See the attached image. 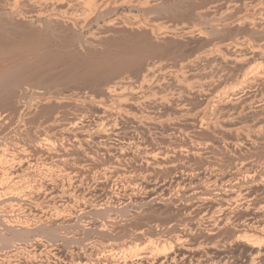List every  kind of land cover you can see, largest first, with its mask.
Returning a JSON list of instances; mask_svg holds the SVG:
<instances>
[{"label":"rangeland","instance_id":"obj_1","mask_svg":"<svg viewBox=\"0 0 264 264\" xmlns=\"http://www.w3.org/2000/svg\"><path fill=\"white\" fill-rule=\"evenodd\" d=\"M14 2L0 0V149L9 157L0 161V220L9 218L17 226L7 230L0 225V264H122L124 257L127 264H159L135 257L157 249L178 255L169 264H181L184 255L185 264H252L254 256L257 264H264V61L259 56L264 49V0H68L57 8L60 15L41 11L35 0ZM258 67L256 85L245 75L250 77ZM182 69L188 83L206 84V93L191 90L188 95L180 88L172 76L180 77ZM183 106L193 115L177 122L176 111ZM109 107L117 113H105ZM118 107H124L125 115ZM196 110L205 112L208 125L195 119ZM134 113L139 119L132 118ZM139 114L159 118L149 121ZM161 117L174 120L177 127L166 121L161 125ZM100 119L105 120L106 138L95 132ZM73 121L78 128L84 125L77 134L78 140L86 135L83 143L71 137L77 127L72 128ZM245 169L252 177L245 178ZM192 176L201 184L224 176V182L243 188V194L252 191L254 201H227L222 213L214 206L219 199L209 206L172 193L169 185L175 179L188 182ZM220 184L209 190L218 194L224 188L219 196L232 191ZM15 186L21 187L19 193ZM212 214L216 222L208 221ZM23 225L30 231L24 232ZM141 237L144 245L138 243ZM247 237L261 243L255 254Z\"/></svg>","mask_w":264,"mask_h":264},{"label":"bare ground","instance_id":"obj_2","mask_svg":"<svg viewBox=\"0 0 264 264\" xmlns=\"http://www.w3.org/2000/svg\"><path fill=\"white\" fill-rule=\"evenodd\" d=\"M14 1L17 3V2L20 1V0H14ZM23 1H24V0H23ZM28 1H30V0H28ZM32 1H33V0H32ZM92 1H93V0H92ZM96 1H97V0H95V2H96ZM152 1H155V0H152ZM158 1H160V0H158ZM162 1H163V0H162ZM12 2H13V1H12ZM15 2H14V3H15ZM26 2H27V1H26ZM67 2H68V0H52V1H51V0H35V5H36V3H37L38 6L40 7V9H42V8H46V10L49 9V10H51V11H55V12H56V11H57V8L60 9L61 6H63V5L65 6V4L67 5ZM90 2H91V0H90ZM16 3H15V4H16ZM21 3H22V2H21ZM92 3H93V2H92ZM96 3H97V2H96ZM101 3H102V2H101ZM156 3H158V2L153 3V5L155 4V6H156ZM17 4H18V3H17ZM22 4H23V3H22ZM25 4H26V3H25ZM25 4H24V5H25ZM72 4H73V3H72ZM93 4H94V3H93ZM146 4H147V3H146ZM11 5L14 6V4H11ZM91 5H92V4H91ZM150 5H151V4H150ZM150 5H149V6H150ZM163 5H164V4H163ZM29 7H30V6H29ZM36 7H37V6H36ZM104 7H105V6H104ZM157 7H159V6H157ZM70 8H71V7H70ZM40 9H39V10H40ZM64 9H65V8H64ZM153 9H154V8H153ZM157 9H159V8H157ZM33 10H34V9H33ZM44 10H45V9H44ZM44 10L42 9L41 11H44ZM155 10H156V9H155ZM47 11H48V10H47ZM58 11H59V10H58ZM102 11H103V10H102ZM60 12H61V11H60ZM63 12H64V11H63ZM3 13H4V12H3ZM45 13H46V12H45ZM61 13H62V12H61ZM61 13L56 12V14H59V15H60ZM64 13H65V12H64ZM66 13H67V11H66ZM66 13H65V14H66ZM56 14H55V15H56ZM43 15H44V14H43ZM71 16H72V15H71ZM204 16H205V15H204ZM6 17H7V16H6ZM63 17H67V15H65V16H63ZM69 17H70V16H69ZM53 18H54V17H53ZM70 18H71V17H70ZM14 19H15V18H14ZM57 19H58V18L56 17V20H55L56 22H57ZM58 20H59V19H58ZM68 20H69V19H68ZM135 20H136V19H135ZM222 20H223V19H222ZM8 21H9V20H8ZM51 21H53V23H55L54 20H51ZM10 22H11V21H10ZM16 22H17V21H16ZM49 22H50V21H49ZM133 22L136 23L137 21H133ZM260 22H261V21H260ZM57 23H60V22L58 21ZM57 23H56V24H57ZM63 23H64V22H63ZM63 23H62V25H63ZM70 23H71V22H70ZM134 23H133V24H134ZM253 23H254V22H253ZM253 23H252V24H253ZM12 24H13V23H12ZM47 24H48V23H47ZM67 24H68V23H67ZM137 24H138V23H136V25H137ZM248 24H249V23H248ZM10 25H11V23H10ZM10 25H9V26H10ZM15 25H16V24H15ZM49 25H50V24H49ZM52 25H53V24H52ZM249 25H250V24H249ZM253 25H255V24H253ZM58 26H59V25H58ZM124 26H125V25H124ZM263 26H264V25H263ZM16 27H17V26H16ZM59 27H60V26H59ZM72 27H73V26H72ZM132 27H134V26H132ZM132 27H131V28H132ZM139 27H140V26H139ZM251 27H253V26H251ZM251 27H250V28H251ZM254 27H255V26H254ZM256 27H257V26H256ZM258 27H259V26H258ZM50 28H51V26H50ZM56 28H57V27H56ZM68 28H69V26H68ZM136 28H137V27H136ZM142 28H143V27H142ZM259 28H260V27H259ZM133 29H134V28H133ZM137 29H138V28H137ZM9 30H10V29H9ZM185 31H186V30H185ZM188 31H189V30H188ZM190 31H191V30H190ZM190 31H189V32H190ZM62 32H63V31H62ZM136 32H137V31H136ZM57 35H58V34H57ZM199 36H200V35H199ZM53 38H54V37H53ZM104 38H105V37H104ZM93 40H94V39H93ZM95 41H96V40H95ZM98 41H99V40H98ZM159 41H161V40H159ZM102 42H103V41H102ZM158 43H159V42H158ZM238 43H239V42H238ZM245 44H246V43H245ZM243 45H244V43H243ZM243 45H242V46H243ZM249 45H250V44H249ZM242 46H241V47H242ZM230 48H231V47H230ZM239 48H240V47H239ZM217 49H218V48H217ZM234 49H235V48H234ZM249 49H251V48H249ZM259 49H260V47H259ZM261 49H262V48H261ZM261 49H260V52H261ZM221 50H222V48H221ZM221 50H220V51H221ZM224 50H225V49H224ZM242 50H243V49H242ZM242 50H241V51H242ZM252 50H254L253 47H252ZM252 50H251V52H252ZM215 51H216V49H215ZM215 51H214V52H215ZM243 51H244V50H243ZM216 52H217V53H220L219 51H216ZM223 52H224V51H223ZM253 52H255V51H253ZM212 53H213V52H212ZM217 53H216V54H217ZM221 53H222V51H221ZM222 54H223V53H222ZM222 54H221V57H224V56H222ZM224 54H225V53H224ZM257 54H258V53H257ZM238 55H240V54H238ZM211 56H212V55H211ZM218 56H219V55H217L216 57H218ZM241 56H242V55H241ZM259 56L261 57L260 59H263V61H264V49H262V52L259 54ZM34 57H35V56H34ZM202 57H203V56H202ZM205 57H206V56H205ZM233 57H234L233 60L238 61V59H235V56H233ZM28 58H29V57H28ZM32 58H33V57H32ZM39 58H40V57H39ZM39 58H38V59H39ZM198 58H199V57H198ZM218 58H219V57H218ZM241 58H243V57H241ZM258 58H259V57H258ZM34 59H35V58H34ZM219 59H220V58H219ZM223 59H224V58H223ZM223 59H222V60H223ZM227 59H228V58H227ZM227 59H224V61H226ZM10 60H13V59H10ZM189 60H190V59H189ZM197 60H198V59H197ZM197 60H196V61H197ZM199 60H200V59H199ZM213 60H214V59H213ZM239 60H241V59H239ZM244 60H245V58H244ZM248 60H249V59H248ZM31 61H32V60H31ZM31 61H30V62H31ZM35 61H36V60H35ZM206 61H207V57H206ZM208 61H209V60H208ZM220 61H221V60H220ZM224 61H223V62H224ZM250 61H251V60H250ZM263 61H262V62H263ZM2 62H3V61H2ZM24 62H25V61H24ZM33 62H34V61H33ZM193 62L195 63V60H194ZM193 62H192V67L194 66V63H193ZM198 62H199V61H198ZM217 62H218V61H217ZM226 62H227V61H226ZM241 62H242V61H241ZM5 63H6V62H5ZM21 63H22V62H21ZM199 63H200V62H199ZM210 63H211V62H210ZM235 63H236V62H235ZM239 63H240V62H239ZM3 64H4V63H3ZM13 64H15V63H13ZM24 64H25V63H24ZM34 64H35V63H34ZM190 64H191V63H190ZM205 64H206V63H205ZM10 65H11V63H10ZM25 65H26V64H25ZM188 65H189V64H188ZM218 65L220 66V64H218ZM222 65H223V64H222ZM227 65H228V64H227ZM8 66H9V65H8ZM14 66H15V65H14ZM186 66H187V64H186ZM190 66H191V65L188 66V69H190V70L193 69V68H189ZM11 67H12V66H11ZM23 67H24V66H23ZM222 67H223V66H222ZM9 68H10V66H9ZM18 68H19V66H18ZM20 68H22V67L20 66ZM24 68H25V67H24ZM148 68H149V67H148ZM184 68H185V66L183 67V69H184ZM0 69L2 70V68H0ZM149 69H150V68H149ZM149 69H148V71L150 72ZM183 69H182V71H183ZM194 69H195V67H194ZM253 69H254V68H253ZM253 69H252V70H253ZM258 69H259V71H258ZM190 70H189V71H190ZM252 70H251V71H252ZM255 70H256V68L254 69V71H253L252 73H249V75L251 74L250 77H249L247 74H246L247 76L245 75V77H247V79H251V78H252L253 81L255 80L254 82H256V85H257L258 82H257L256 80H259V81H260V79H259V77H260L259 74L261 75L260 67L257 68V71H255ZM180 71H181V70H180ZM149 72H148V73H149ZM152 72H153V71H152ZM187 72H188V71H187ZM190 72H191V71H190ZM212 72H213V71H212ZM215 72H216V71H215ZM249 72H250V71H249ZM262 72H264V69H263ZM153 73H154V72H153ZM180 73H181V72H180ZM182 73H183V74H182L180 77H179V75H178L179 73H178L177 75L174 74L175 76H172V79L176 81V84L179 85L180 88L182 87V89L186 90L187 92H188V91H191V90H193V91L196 90L198 93H199V92L201 93V91L204 90V89L207 90V89L205 88V87H207L206 84H204V83H202V82L200 83V81H199L198 79H197V80H198L199 82L197 81V83H195L196 80L193 81L195 84L188 83L189 80H188V78H186L188 74L184 75V73H186V71H185V72L183 71ZM188 73H189V72H188ZM193 73H194V71H193ZM195 73H196V72H195ZM205 74H206V73H205ZM207 74H209V73H207ZM215 74H216V73H215ZM262 74H263V73H262ZM142 75H144V74H142ZM192 75H193V74H192ZM200 75H201V74H200ZM202 75H203V76H202ZM202 75H201L202 77L205 76L204 73H203ZM263 75H264V74H263ZM148 76H149V74H148L147 77H146L147 79H148ZM185 76H186V77H185ZM193 76H194V75H193ZM198 76H199V75H198ZM201 76H200V77H201ZM206 76H207V75H206ZM209 76H210V75H209ZM181 77H182V79H181ZM202 77H201V78H202ZM245 77H244V79H245ZM165 78H166V77H165ZM191 78H193V77H191ZM194 78H195V77H194ZM194 78H193V79H194ZM197 78H198V77H197ZM207 78H208V77H207ZM261 78H264V76L261 77ZM186 79H187L188 81H186ZM193 79H192V80H193ZM205 79H206V77H205ZM205 79H202V80H205ZM192 80H191V81H192ZM263 80H264V79H263ZM147 81H148V80H147ZM243 81H244V80H243ZM245 81H246V80H245ZM245 81H244V82H245ZM250 81H251V80H250ZM120 82H121V81H120ZM144 82H145V81H144ZM151 82H152V81H151ZM189 82H190V81H189ZM205 82H207V80H206ZM251 82H252V81H251ZM262 82H264V81H261V83H262ZM19 83H20V82H19ZM145 83H146V82H145ZM209 83H210V82H209ZM247 83H248V81H247ZM252 83H253V82H252ZM146 84H147V83H146ZM176 84H174V85L177 86ZM215 84H216V83H215ZM250 84H251V83L249 82L248 85H250ZM259 84H260V83H259ZM160 85H161V84H160ZM209 85H211V84H209ZM209 85H208V86H209ZM244 85H245V84H244ZM123 86H124V85H123ZM204 86H205V87H204ZM241 86H242V85H241ZM245 86H246V85H245ZM160 87H161V86H160ZM168 87H169V85H168ZM248 87H249V86H248ZM250 87H251V86H250ZM114 88H115V86H114ZM119 88H120V87H119ZM123 88H125V87H123ZM177 88H178V87H176V89H177ZM106 89H107V88H106ZM244 89H245V88H244ZM113 90H114V89H113ZM113 90H108V91H110V93L112 94V92L115 91V90H114V91H113ZM120 90H122V89H120ZM131 90H132V89H131ZM111 91H112V92H111ZM123 91H125V90H123ZM150 91H151V90H150ZM175 91H176V90H175ZM177 91H178V90H177ZM179 91H181V89H180ZM179 91H178V92H179ZM182 91H183V90H182ZM196 91H195V92H196ZM187 92H186V93H187ZM197 92H196V93H197ZM202 92H205V91H202ZM208 92H209V91H208ZM230 92H231V91H230ZM233 92H234V91H233ZM107 93H108V92H107ZM114 93H115V92H114ZM117 93H118V92H117ZM117 93H116V95H118ZM148 93H149V92H148ZM172 93H173V92H171V97H172V96L174 97V95H172ZM183 93H184V92H183ZM183 93H182V95H183ZM191 93H192V92H191ZM196 93H195V94H196ZM200 93H199V94H200ZM205 93H206V92H205ZM119 94H120V93H119ZM173 94H174V93H173ZM178 94L180 95V93H178ZM187 94L190 95L189 92H188ZM233 94H234V93H233ZM233 94H232V95H233ZM169 95H170V94H169ZM204 95H205V94H204ZM224 95H225V94H224ZM232 95H231V96H232ZM165 96H166V95H165ZM165 96H163V97H165ZM167 96H168V95H167ZM249 96H250V95H249ZM258 96H259V95H258ZM138 97H140V96H138ZM147 97H148V96H147ZM158 97H159V96H158ZM163 97H162V100H164ZM169 97H170V96H169ZM177 97H178V96H177ZM177 97H176V98H177ZM186 97H187V96H186ZM220 97H221V96H220ZM239 97H240V96H239ZM135 98H136V97H135ZM143 98H145V97H143ZM166 98H167V97H166ZM166 98H165V99H166ZM216 98H217V96H216ZM227 98H228V96H227ZM227 98H225V99H227ZM262 98H263V97H262ZM145 99H146V98H145ZM153 99H154V97H153ZM173 99H174V98H173ZM173 99H172V100H173ZM212 99H213V98H212ZM231 99H232V97H231ZM146 100H147V99H146ZM146 100H145V101H146ZM157 100H158V99H157ZM160 100H161V99H160ZM162 100L160 101L161 103H162ZM166 100H167V99H166ZM177 100H178V99H177ZM207 100H208V99H207ZM210 100H211V99H210ZM210 100L208 101V102H209L208 105L211 103ZM223 100H224V99H223ZM229 100H230V99H229ZM46 101H47V100H46ZM116 101H117V100H116ZM119 101H121V100H119ZM140 101H141V100H140ZM143 101H144V100H142V102H143ZM173 101H174V100H173ZM179 101H180V100H179ZM227 101H228V99L226 100V103H227ZM258 101H259V100H258ZM136 102H137V101H136ZM138 102H139V101H138ZM149 102H150V100H149ZM164 102L166 103V102H169V101H165V100H164ZM164 102H163V103H164ZM206 102H207V101H206ZM224 102H225V101H223V103H224ZM252 102H253V101H252ZM124 103H125V102H124ZM145 103H146V102H145ZM145 103L143 102V104H145ZM165 103H164V104H165ZM179 103H180V102H178V104H179ZM221 103H222V102H221ZM238 103H239V102H238ZM257 103H258V102H257ZM259 103H260V102H259ZM39 104H40V103H39ZM119 104H120V103H119ZM133 104H134V103H133ZM138 104H139V103H138ZM140 104H141V103H140ZM159 104H160V103H159ZM166 104H168V103H166ZM174 104H175V103H174ZM181 104H182V103H181ZM188 104H189V103H188ZM123 105H125V104H123ZM161 105H162V104H161ZM168 105H169V104H168ZM208 105H207L206 107H208ZM210 105H211V104H210ZM210 105H209V106H210ZM223 105H225V104H223ZM231 105H232V104H231ZM120 106H121V105H120ZM136 106H137V105H136ZM157 106H158V105H157ZM204 106H205V105H204ZM204 106H203V107H204ZM221 106H222V104H221ZM239 106H240V105H239ZM243 106H244V105H243ZM113 107H114V106H113ZM121 107H122V106H121ZM121 107H118V108H119V109H118V113H119V114L123 111L122 109H124V107H123V108H121ZM141 107H142V106H141ZM183 107H184V106H183ZM206 107H205V108H206ZM231 107H232V106H231ZM237 107H238V106H237ZM260 107H261V106H260ZM20 108H21V107H20ZM133 108H134V107H133ZM146 108H147V107H146ZM146 108H145V109H146ZM165 108H166V107H165ZM178 108H180V107L178 106ZM181 108H182V107H181ZM226 108H227V107H226ZM242 108H243V107H242ZM258 108H259V107H258ZM137 109H138V108H137ZM168 109H169V108H168ZM173 109H174V108H173ZM176 109H177V108H176ZM183 109H184V110H183ZM210 109H211V108H210ZM114 110H115V108H114ZM114 110H113L112 108L109 107V108H106V109H105V113H111V112H114ZM121 110H122V111H121ZM127 110H128V109H127ZM127 110H126V111H127ZM178 110H179V109H178ZM185 110H186V109H185V107H184V108H182V110H180V112L176 111L177 113H180V114H181V115H178V114L176 113V117L179 116V118H180V119L177 120V122H180L179 120H182L181 118H183V117L186 118V117H188V116H190V115L192 114V111H191V113H189L188 111H190V110H188V111H185ZM221 110H222V109H221ZM221 110H219V111H221ZM230 110H231V109H230ZM242 110H243V109H242ZM250 110H251V109H250ZM120 111H121V112H120ZM157 111H158V110H157ZM203 111H204V109H203ZM206 111H207V110H206ZM228 111H229V110H228ZM115 112L117 113V109L115 110ZM115 112H114V113H115ZM139 112H140V111H139ZM160 112H161V111H160ZM194 112H195V111H194ZM196 112H197V110H196ZM196 112H195V113H196ZM221 112H222V111H221ZM234 112H235V111H234ZM142 113H143V112H142ZM156 113H157V112H156ZM222 113H223V112H222ZM122 114H124V113L122 112ZM127 114H128V113H127ZM134 114L136 115V114H138V113H134ZM196 114H197V115L195 116V117H196L195 119H197L198 117H200L201 120L203 119L204 122H205V118H206V116H205V112H202V111L200 112V111H199V112H197ZM237 114H238V113H237ZM241 114H242V113H241ZM28 115H29V114H28ZM110 115H111V114H110ZM116 115H117V114H116ZM124 115H125V114H124ZM135 115H133L132 118H133V119H139V118L137 117V115H136V116H135ZM143 115H145V114H143ZM143 115L141 116V115L139 114V117H140V116H141V118H142V117H144V118L146 117L149 121H150V120H155V119H156V121H157L158 118H159L158 116H157L158 118H156L155 115H154V117H153V116H150V114H149L148 116H147V114H146V116H143ZM151 115H153V114H151ZM192 115H193V114H192ZM224 115H225V114H224ZM261 115H262V114H261ZM117 116H118V115H117ZM127 116H128V115H127ZM197 116H198V117H197ZM56 117H57V116H56ZM114 117H115V116H114ZM128 117H130V116H128ZM169 117H170V116H169ZM169 117H168V118H169ZM103 118H104V117H103ZM146 118H145V120H146ZM200 118H199V119H200ZM27 119H28V118H27ZM30 119H31V117H30ZM142 119H143V118H142ZM142 119H140V120L143 122L144 120H142ZM161 119H162V117H161ZM187 119H188V118H187ZM206 119H207V118H206ZM80 120H81V119H80ZM107 120H108V119H107ZM131 120H132V119H131ZM140 120H138V122H137L138 124H139V121H140ZM148 120H147V121H148ZM193 120H194V119H193ZM203 120H202V121H203ZM58 121H59V120H58ZM132 121H133V120H132ZM141 121H140V122H141ZM165 121H166V122H165ZM169 121H172V122H173L174 120H169ZM169 121H167V120H163V119L160 120L161 125H163V126H164V123H163V122H165V123H167V124L169 123V124H168L169 126H170L171 124H172V125L174 124V122L171 123V122H169ZM207 121H208V120H207ZM2 122H3V121H2ZM15 122H16V121H15ZM23 122H24V121H23ZM45 122H46V121H45ZM73 122H74V121H73ZM115 122H116V121H115ZM135 122H136V121H135ZM175 122H176V121H175ZM183 122H185V119H183V121H181V123H183ZM232 122H233V121H232ZM238 122H239V121H238ZM6 123H7V122H6ZM145 123H146V122H145ZM149 123H151V122H148V124H149ZM162 123H163V124H162ZM202 123H203V122H202ZM57 124H58V123H57ZM57 124H56V125H57ZM70 124H71V123H70ZM77 124H78V123H77ZM82 124H83V123H82ZM82 124H81V125H82ZM112 124H113V123H112ZM116 124H117V123H116ZM203 124H204V123H203ZM205 124H207V122H205ZM205 124H204V125H205ZM209 124H210V123H209ZM1 125H2V124H1ZM10 125H11V124H10ZM93 125H94V124H93ZM93 125H92V126H93ZM139 125H140V124H139ZM142 125H143V124H142ZM144 125H145V124H144ZM144 125H143V126H144ZM165 125H166V124H165ZM168 125H166V126H168ZM174 125H175V124H174ZM177 125H178V124H177ZM207 125H208V124H207ZM207 125H206V126H207ZM242 125H243V124H242ZM71 126H72L73 129H74L75 126H77V127H76L77 129L75 128V133L73 132L74 130L72 129V132L70 133V135H71L72 133H74V135L71 136V137L74 138L75 141H78V143H83L82 141H83L84 139H83V140H81V139L84 137V135L82 134L83 137H82L80 140H78V139L80 138V136L78 135V136H79V138H78V137H77V134H79V133L81 134V133L83 132L82 129H84V128H83L84 125H83L82 128H78L79 126L76 125V122H74ZM73 126H74V127H73ZM104 126H106V125H105V120H104V119H100L99 123H97L96 126H95V129H96L95 132H96L97 137L99 136V138H104L103 136H105V138H106V137H107L106 135L109 134V133H108V134L106 133V130H105L106 128L104 129ZM107 126H108V125H107ZM111 126H112V125H111ZM113 126H114V125H113ZM117 126H118V125H117ZM145 126H147V125H145ZM169 126H168V127H169ZM175 126H176V125H175ZM183 126H184V125H183ZM222 126H223V125H222ZM238 126H240V127H238V128L241 130V132L245 133V132H244L245 130H243V129H244L243 126H241V125H238ZM21 127H23V126H21ZM68 127H69V126H68ZM89 127H90V126H89ZM89 127H88V128H89ZM176 127H177V126H176ZM180 127H181V126H180ZM184 127H185V126H184ZM184 127H183V128H184ZM190 127H191V126H190ZM209 127H211V126H208V128H209ZM55 128H56V127H55ZM133 128H134V127H133ZM139 128H140V127H139ZM146 128H148V127H146ZM205 128H206V127H205ZM246 128H247V127H246ZM246 128H245V129H246ZM0 129H1V128H0ZM50 129H51V128H50ZM61 129H62V128H61ZM108 129H109V128H108ZM110 129H111V128H110ZM113 129L115 130V128H113ZM116 129H117V128H116ZM144 129H145V128H144ZM171 129H172V128H171ZM177 129H180V128H177ZM85 130H86V128H85ZM93 130H94V129H93ZM147 130H148V129H147ZM175 130H176V129H175ZM180 130H181V129H180ZM184 130H185V129H184ZM209 130H210V129H209ZM211 130L213 131V129H211ZM70 131H71V130H70ZM109 131H110V130H109ZM143 131H144V130H143ZM173 131H174V130H173ZM219 131H220V130H219ZM236 131H237V130H236ZM236 131H235V132H236ZM238 131H239V130H238ZM238 131H237V132H238ZM253 131H254V130H253ZM255 131H258V130H255ZM49 132H50V131H49ZM84 132H85V131H84ZM121 132H122V131H121ZM144 132H145V131H144ZM146 132H147V131H146ZM215 132H216V131H215ZM220 132H221V131H220ZM241 132H239V133H240V137H241V134H242ZM247 132H248V131H246V133H247ZM249 132H250V131H249ZM249 132H248V134H251V132H250V133H249ZM61 133H62V132H61ZM147 133H148V132H147ZM231 133H232V132H231ZM239 133H237V134H239ZM246 133H245V134H246ZM113 134H114L115 136H117V135H118V131H117V133H116V131H115V132L113 131ZM135 134H136V133H135ZM150 134H151V133H150ZM228 134H229V133H228ZM232 134H233V133H232ZM235 134H236V133H235ZM237 134H236V135H237ZM245 134H244V135L242 134V136L245 137ZM258 134H259V133H258ZM258 134L256 135V133H255L254 138H256L255 136H257V138H258V137H259ZM89 136H90V135H89ZM101 136H102V137H101ZM163 136H165V135H163ZM168 136H169V135H168ZM193 136H194V135H193ZM195 136H196V135H195ZM233 136H234V135H233ZM248 136H249V135H248ZM252 136H253V134H252ZM85 137H86V135H85ZM85 137H84V138H85ZM111 137H112V136H111ZM133 137H134V136H133ZM150 137H151V136H150ZM186 137H187V136H186ZM246 137H247V135H246ZM161 138H162V136H161ZM199 138H200V137H199ZM250 138H251V137L249 136V139H250ZM114 139H115V138H114ZM163 139H164V137H163ZM234 139H235V138H234ZM237 139H238V138H237ZM246 139H248V138H246ZM45 140H46V139H45ZM68 140H69V139H68ZM85 140H86V139H85ZM87 140H88V139H87ZM87 140L84 141V143L87 142ZM121 140H122V139H121ZM46 141L48 142L47 144L50 143V142H49L50 140H46ZM104 141H105V140H104ZM252 141H253V140H252ZM23 142H24V141H23ZM41 142H42V141H41ZM90 142H91V141H90ZM72 144H73V143H72ZM85 144H86V143H85ZM199 144H200V143H199ZM43 145H44V144H43ZM49 145H53V144H49ZM61 145H62V144H61ZM80 145H82V144H80ZM82 146H83V145H82ZM104 146H105V145H104ZM112 146H113V145H112ZM112 146H111V147H112ZM154 146H155V145H154ZM180 146H181V145H180ZM199 146H200V145H199ZM40 147H41V146H40ZM105 147H106V146H105ZM107 148H108V147H107ZM117 148H118V147H117ZM206 148H207V147H206ZM109 149H110V148H109ZM196 149H197V148H196ZM105 151H106V150H105ZM109 151H110V150H108V152H109ZM173 152H174V151H173ZM199 152H200V151H199ZM146 153H147V152H146ZM160 153H161V152H159V155H160ZM164 153H167V152H164ZM180 153H181V152H180ZM196 153H197V152H196ZM196 153H195V154H196ZM172 154H173V153H172ZM207 154H208V153H207ZM148 155H149V154H148ZM154 156H155V155H154ZM156 156H157V154H156ZM156 156H155V157H156ZM148 157L150 158V156H148ZM148 157H147V158H148ZM157 157H158V156H157ZM157 157H156V158H157ZM164 157H165V155H164ZM166 157H167V156H166ZM156 158H154V157H153L152 159L150 158V161H151V160H154V161L158 160V159H156ZM159 158L162 159L163 157H159ZM8 159H9V157L7 158V154H6L3 150L0 149V161L5 163V161H9ZM166 159H167V158H166ZM147 160H148V159H147ZM163 160H165V159H162L161 161L163 162ZM10 161H11V159H10ZM117 161H118V160H117ZM158 161H159V160H158ZM152 162H153V161H152ZM12 163H13V162H12ZM156 163H157V161H156ZM156 163H155V167H156ZM158 163H159V162H158ZM158 163H157V164H158ZM165 163H166V162H165ZM150 164H152V163H150ZM153 164H154V163H153ZM158 165H159V164H158ZM162 165H163V164H162ZM216 165H217V164H216ZM239 165H240V164H239ZM28 166H29V165H28ZM30 167H31V166H30ZM151 167H152V166H151ZM221 167H222V166H221ZM248 167H249V166H248ZM251 168H252V167H251ZM245 170H246V171L244 172L243 175H245V178H246V177H248V176L251 175V171H250V169H245ZM251 170H253V169H251ZM262 170H263V169H262ZM148 171H149V170H148ZM253 171H254V170H253ZM154 172H155V170H154ZM191 172H193V171H191ZM254 172H255V171H254ZM242 173H243V172H242ZM252 173H253V172H252ZM189 174H190V173H189ZM193 174H194V173H193ZM256 174H257V172H256ZM256 174H255V175H256ZM262 174H263V173H262ZM16 175H18V174H16ZM194 175H196V174H194ZM219 175H220V174H219ZM238 175H239V174H238ZM253 175H254V173H253ZM257 175H258V174H257ZM263 175H264V174H263ZM10 176H12V174H11ZM126 176H128V175H126ZM145 176H146V175H145ZM189 176H190V175H189ZM202 176H203V175H202ZM233 176H234V175H233ZM17 177H18V176H17ZM192 177H193V179H190L191 177H190V178H187V179H190V180H188V182H186L185 180H184V181H180V180H179V181H178V180L176 181V179H175V182H173L174 184L169 185V187L171 186V187L173 188V192H172V193H174V191H175V193L177 192V193H179V195L182 194V195H183L184 197H186L187 199L189 198L188 200H190V199H191V200H195V199L197 200V199H198V200H201V201L203 200V202L206 201V202L209 203V204H208L209 206H210V203H211V205H213L212 203L215 202V199H217V200L219 199V202H220V203L217 201L218 206H217L216 204H214V206H215L216 208L218 207L217 211H218L219 209H222V210H221L222 213H223V210H224V208H225V207L223 208L224 203L226 204L227 201H232V200H233V201L238 202L237 204L241 203L242 205H247V203L249 204V202H251L252 199H253V197H251L252 195L250 194L252 191H250V193H249V192H248L249 189H248V190L246 191V193L243 194V193H244V192H242L243 188H241V190H236V189L234 188L235 186H234V187H231V185L229 186L228 181H227V182H224V180H223V177H224V176H222V179L219 178V176H218V178H217V176H216V177H212V176H211L210 178H207V179H206V176H205L206 183L203 182L202 184L199 182L200 180H199L198 178H197L198 181H195V180H194V176H192ZM196 177H197V176H196ZM220 177H221V176H220ZM234 177L236 178L237 176H234ZM241 177H242V175H241ZM250 177H252V176H250ZM256 177H257V176H255V178H256ZM263 177H264V176H263ZM263 177H262V178H263ZM15 178H16V177H15ZM235 178H234V180H235ZM255 178H254V179H255ZM10 179H11V178H10ZM21 179H22V178H21ZM127 179H128V178H127ZM139 179H140V178H138V180H139ZM203 179H204V178H203ZM238 179H239V180H238ZM257 179H258V178H257ZM142 180H143V179H142ZM145 180H146V179H145ZM145 180H144V181H145ZM237 180H238V181H241V180H243V179L241 178V180H240V177H239V178H237ZM237 180H236V182H238ZM246 180L249 181V179H246ZM246 180L244 179V181H246ZM252 180H253V179H252ZM255 180H256V179H255ZM262 180H263V179H262ZM16 181H17V180H16ZM127 181H128V180H127ZM136 181H137V180H136ZM229 181H230V180H229ZM231 181H233V180L231 179ZM253 181H254V180H253ZM256 181H257V180H256ZM17 182H18V181H17ZM261 182H262V181H261ZM263 182H264V181H263ZM19 183H20V182H19ZM28 183H29V182H28ZM33 183H34V182H33ZM218 183H221V184H222V185L220 184L221 186H224V185H225V187H227L228 189H229V188H232V189H230V191H231V190H232V191H231L230 193H228L227 195H225V193H224V196H223V195H222V196H219L218 194L221 193L222 189H224V188L221 189V186L219 185V186H220L219 190L221 189V191L219 192V190H218V192H219L218 194H217V193H216V194H215V193H212L213 190H214V188L211 189V188H212V187H211V188H210V189L212 190V191H211V190H209V187H210V186H217ZM242 183H243V182H242ZM242 183L240 182V185H241ZM15 184H16V183H15ZM25 184H26V183H25ZM132 184H133V183H132ZM145 184H146V183H145ZM170 184H171V183H170ZM235 184H236V183H235ZM261 184H262V183H261ZM16 185H17V184H16ZM22 185H23V184H22ZM22 185H21V183H20V186H22ZM129 185H130V184H129ZM133 185H134V184H133ZM133 185H132V186H133ZM161 185H162V184H161ZM167 185H168V184H167ZM233 185H234V184H233ZM17 186H18V185H17ZM17 186H15L14 188H15V190L17 191V193H19L20 191L18 192V190H19V189L21 190V187L17 188ZM31 186H32V185H31ZM9 187H10V186H9ZM135 187H136V186H135ZM142 187H143V185H142ZM167 187H168V186H167ZM241 187H243V186H241ZM12 188H13V187H12ZM146 188H147V187H146ZM215 188H216V187H215ZM227 188H226V189H227ZM25 189H26V188H25ZM158 189H159V188H158ZM165 189H166V188H165ZM167 189H168V188H167ZM170 189H171V188H170ZM226 189H225V191H226ZM239 189H240V188H239ZM245 189H246V187H245ZM12 190H13V189H12ZM12 190H11V191H12ZM22 190H23V187H22ZM13 191H14V190H13ZM13 191H12V193H13ZM25 191H26V190H25ZM31 191H32V190H31ZM39 191H40V190H39ZM46 191H47V190H46ZM154 191H155V189H154ZM22 192H23V191H22ZM216 192H217V191H216ZM223 192H224V190H223ZM223 192H222V193H223ZM228 192H229V191H228ZM2 193H3V192H2ZM17 193H15V194H17ZM26 193H27V192H26ZM177 193H176V194H177ZM254 193H255V192H254ZM254 193H253V194H254ZM15 194H14V196H15ZM21 194H22V193H21ZM29 194H30V193H29ZM29 194H28V195H29ZM150 195H151V194H150ZM177 195H178V194H177ZM33 196H35V195H33ZM183 196H182V197H183ZM217 196H218V198H217ZM21 197H22V196H21ZM21 197H20V198H21ZM35 197H36V196H35ZM134 197H135V196H134ZM178 197H179V196H178ZM219 197H220V198H219ZM26 198H27V197H26ZM30 198H31V197H30ZM33 198H34V197H33ZM152 198H153V197H152ZM254 198H255V197H254ZM22 199H23V197H22ZM126 199H127V198H126ZM165 199H166V198H165ZM240 199H241V200H240ZM138 200H139V199H138ZM191 200H190V201H191ZM196 200H195V201H196ZM198 200H197V201H198ZM195 201H194V202H195ZM201 201H200V203H201ZM233 201H232V202H233ZM241 201H243V202H241ZM253 201H254V199H253ZM253 201H252V202H253ZM188 202H189V201H188ZM198 202H199V201H198ZM236 202H235V203H236ZM252 202H251V203H252ZM255 202H256V201H255ZM140 203H141V202H140ZM201 204H202V203H201ZM201 204H200V205H201ZM230 204L232 205V203H230ZM253 204H254V203H253ZM164 205H165V204H164ZM192 205H193V203H192ZM206 205H207V204H206ZM228 205H229V204H228ZM228 205H227V206H228ZM235 205H236V204H235ZM235 205H234V206H235ZM239 205H240V204H239ZM236 206H237V205H236ZM248 206H249V205H248ZM248 206H247V207H248ZM250 206H251V205H250ZM191 207H192V206H191ZM194 207H195V206H194ZM202 207H203V206H202ZM212 207H213V206H212ZM232 207H233V206H232ZM238 207H239V206H238ZM243 207L245 208V206H242V208H243ZM254 207H255V205L253 206L252 211L255 209ZM259 207H260V206H259ZM244 208H243V209H244ZM114 209H115V208H114ZM205 209H206V208H205ZM214 209H215V208H214ZM225 209L227 210V207H226ZM228 209H229V208H228ZM248 209H249V207L247 208V211L249 212L250 210H248ZM206 210H207V209H206ZM245 210H246V209H245ZM211 211H212V210H211ZM214 211H215V210H214ZM228 211H230V210H228ZM258 211H259V210H258ZM196 212H198V209H197ZM201 212H202V211H201ZM201 212H200V213H201ZM219 212H220V211H219ZM224 212H226V211H224ZM245 212H246V211H245ZM245 212H244V213H245ZM198 213H199V212H198ZM198 213H197V214H198ZM200 213H199V214H200ZM208 213H209V212H208ZM212 213H213V212H212ZM201 214H202V213H201ZM209 214H210V213H209ZM220 214H221V213H220ZM225 214H227V213H225ZM194 215H196L195 212H194ZM242 215H243V214H242ZM244 215H245V214H244ZM192 216H193V215H192ZM203 216H206V215H203ZM203 216H202V217H203ZM209 216H210V215H209ZM222 216H223V215H222ZM222 216H221V217H222ZM224 216H225V215H224ZM254 216H255V214H254ZM193 217H194V216H193ZM195 217H196V216H195ZM198 217H199V216H198ZM207 217H208V214H207ZM216 217H217V216H216ZM237 217H238V216H237ZM256 217H257V216H256ZM256 217H255V218H256ZM258 217H259V216H258ZM233 218H234V217H233ZM233 218H232V219H233ZM255 218L252 217V220H254ZM259 218H260V217H259ZM262 218H263V217H262ZM201 219H202V218H201ZM213 219H214V218H213V214H212V215L208 218V221H209V220H210V221H211V220L213 221ZM218 219H221V218H218ZM228 219H229V217H228ZM235 219H236V218H234L233 221H236V220H237V219H236V220H235ZM10 220H11V219H9V218H4L2 221L0 220V225H1V226H4V228H6L7 230H8V229H9V230H11V229H15L14 227L17 226V225L14 224L15 221H12V222H11ZM202 220H203V219H202ZM205 220H206V218H205ZM215 220H217V219H214L213 222H216ZM221 220H222V221H220V220H219V221H220L221 223H223V218H222ZM225 220H226V219H225ZM252 220H251V221H252ZM257 220H258V219H256L255 221H257ZM22 221H23V220H22ZM208 221H207V222H208ZM229 221H230V220H229ZM229 221H228V222H229ZM255 221H252V222H255ZM262 221H263V219H262ZM19 222H20V221H19ZM19 222H18V223H19ZM213 222H211V224H212ZM237 222H238V221H237ZM16 223H17V222H16ZM25 223H26V222H25ZM27 223H28V222H27ZM232 223H233V222H232ZM250 223H251V222H250ZM256 223H257V222H255V224H256ZM259 223H260V222H259ZM259 223H258V224H259ZM261 223H262V222H261ZM13 224H14L15 226H13ZM20 224H23V223H20ZM20 224H19V225H20ZM209 224H210V223H209ZM216 224H217V226H218V223H216ZM222 225H223V224H222ZM226 225H227V224H226ZM239 225H240V224H239ZM243 225H244V224H243ZM243 225H242V226H243ZM250 225H251V224H250ZM253 225H254V224H253ZM20 226H22V225H20ZM28 226H29V225H28ZM28 226L23 225V229H24L23 231H24V232H26V230L29 229ZM42 226H44V225H42ZM209 226H210V225H209ZM211 226H212V225H211ZM213 226L215 227L216 225L213 224ZM213 226H212V227H213ZM237 226H238V225H237ZM256 226H259V225H256ZM18 227H19V226H18ZM45 227H46V226H45ZM240 227H241V225H240ZM247 227H248V225H247ZM36 228H37V227H36ZM39 228H40V227H39ZM193 228H194V227H193ZM209 228H211V227H209ZM226 228H227V227H226ZM244 228H245V226H244L242 229L244 230ZM175 229H176V228H175ZM245 229H246V228H245ZM253 229H254V228H253ZM0 230H1V229H0ZM104 230H105V229H104ZM214 230L216 231V228H215ZM243 230H242V231H243ZM13 231L15 232V230H13ZM19 231H20V230H19ZM28 231H30V230H28ZM28 231H27V232H28ZM99 231H103V230L100 229ZM211 231L214 232L213 229H212ZM223 231H224V230H223ZM255 231H256V230H255ZM0 232H2V231H0ZM251 232H252V231H251ZM20 233H21V232H20ZM255 233H256V232H255ZM3 234H4V233H3ZM259 234H260V233H259ZM18 235H20V234L18 233ZM21 235H23V234H21ZM21 235H20V236H21ZM207 235H208V234H207ZM261 235H262V233H261ZM20 236H19V237H20ZM141 236H142V235H141ZM185 236H186V235H185ZM19 237L17 236V238H19ZM181 237H182V236H181ZM186 237H187V236H186ZM5 238H6V237H5ZM263 238H264V237H263ZM0 239H1V238H0ZM192 239H193V238H192ZM240 239H241V238H240ZM249 239H251V238H249ZM249 239H248V237H247V239H245V242L247 241L248 245H250V246L252 247L251 249H253V250L255 249V250H254V254H255V251L257 250V248H259V246H258L259 242H257L258 244H256V243H254L255 240L253 241L252 239H251V240H249ZM254 239H255V238H254ZM8 240H9V239H8ZM21 240H22V239H21ZM182 241H183V240H182ZM240 241H241V240H240ZM242 241H243V240H242ZM242 241H241V242H242ZM259 241H260V240H259ZM255 242H256V241H255ZM262 242H263V241H262ZM138 243H139L140 245H141V244L144 245V243H143V241H142V237H141V239L139 238ZM177 243H179V242H177ZM181 243H183V242H181ZM260 244H261V243H260ZM260 244H259V245H260ZM263 245H264V244H263ZM177 246H179V245H177ZM180 246H181V245H180ZM257 246H258V247H257ZM261 246H262V245H261ZM182 247H183V246H182ZM262 247H263V246H262ZM260 248H261V247H260ZM263 248H264V247H263ZM156 249H157V248H156ZM20 250H21V249H20ZM150 250H151V249H150ZM157 250L159 251V249H157ZM187 250H189V249L187 248ZM193 250H194V249H193ZM151 251L153 252L154 250H151ZM151 251H149L150 253H149V252H148V253H141L138 257H137V256H135V257L138 258V260H140V261H141V260H144V261H145V260H146V261L149 260V261H150V259L153 258L154 261L156 260L154 263H157V261H159V262H160L159 264H169L170 262H175V261L178 259V258L176 259V256H178V255H174V257H172L170 253H165V252H164V254H161L160 251H159L160 254H158V255H154V253H155V252L158 253V251L155 250V252H154L153 254H152ZM185 251H186V250H185ZM191 251H192V250H191ZM194 251H195V250H194ZM260 251H261V250H260ZM262 251H263V249H262ZM262 251H261V253H262ZM146 252H147V251H146ZM167 252H168V251H167ZM187 252H188V251H187ZM257 252H258V254H259V251H257ZM157 253H156V254H157ZM191 253H193V251H192ZM195 253H196V252H195ZM261 253H260V256H261ZM174 254H175V253H174ZM113 255H114V254H113ZM115 255H117V254H115ZM115 255H114V257L112 256V258H118V257H120V256L115 257ZM32 256H33V255H32ZM187 256H188V255H187ZM187 256H186V255L182 256L183 258L180 260V261L182 262L181 264H185V262H184L185 260H184V259L187 258ZM262 256H264V252H263ZM257 257H258V256H257ZM110 258H111V257H110ZM122 258H123V257H122ZM179 258H180V257H179ZM190 258H191V257H190ZM260 258H261V257H260ZM260 258H259V259H260ZM262 258H263V257H262ZM107 259H108V258H107ZM107 259H106V260H107ZM120 259H121V258H120ZM255 259H256V257L254 256V260H253L254 263H256V262H255ZM108 260H109V259H108ZM111 260H113V259H111ZM111 260H110V261H111ZM114 260H115V259H114ZM114 260H113V261H114ZM117 260H118V259H117ZM117 260H115V261L117 262ZM251 260H252V259H251ZM110 261H109V262H110ZM118 261L120 262L121 260H118ZM126 261H127V257H124V258H123V262H124V263H122V264H127ZM253 261H251L252 264H254ZM258 261H261V260H258ZM263 261H264V260H263ZM263 261H262V262H263ZM97 262H98V261H97ZM125 262H126V263H125ZM152 262H153V261H152ZM98 263H99V262H98ZM120 263H121V262H120ZM27 264H28V263H27ZM103 264H104V263H103ZM110 264H111V263H110ZM117 264H118V263H117ZM172 264H173V263H172ZM256 264H257V263H256Z\"/></svg>","mask_w":264,"mask_h":264}]
</instances>
